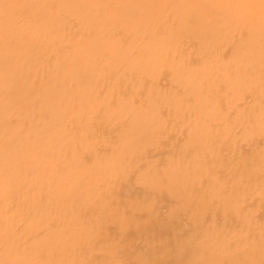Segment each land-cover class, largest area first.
Returning a JSON list of instances; mask_svg holds the SVG:
<instances>
[{
	"label": "rangeland",
	"instance_id": "obj_1",
	"mask_svg": "<svg viewBox=\"0 0 264 264\" xmlns=\"http://www.w3.org/2000/svg\"><path fill=\"white\" fill-rule=\"evenodd\" d=\"M259 1L0 0V65L18 60L19 37L30 48L0 73V88L35 96L0 92V105H11L0 107V264H151L157 246L173 264L208 246L203 264H254L256 253L264 264V177L234 178L247 190L235 206L246 226L216 204L186 207L171 182L186 178L196 130L231 132L233 156L264 170V119L253 121L264 116ZM249 28L263 34L258 47ZM181 147L187 155L169 154ZM209 165L205 174L223 184L229 171ZM160 173L174 178L170 188L153 182ZM145 181L162 192L145 191Z\"/></svg>",
	"mask_w": 264,
	"mask_h": 264
},
{
	"label": "bare ground",
	"instance_id": "obj_2",
	"mask_svg": "<svg viewBox=\"0 0 264 264\" xmlns=\"http://www.w3.org/2000/svg\"><path fill=\"white\" fill-rule=\"evenodd\" d=\"M66 4L71 6L68 1H66ZM262 6H263V4H262ZM20 9L26 10V8H24V7L20 8L18 6V11H21ZM255 12L256 11L253 10V14ZM39 16L42 18L43 14L39 15ZM250 30L251 29L249 28V31ZM262 32H263V30H262ZM7 35L8 34H6V37H7ZM9 35H10V33H9ZM260 35H263V34H261L260 32L257 33V32H255V30H252V31L249 32V44L252 47H258L259 46L260 40L257 39V38ZM263 37L264 36H262V38ZM1 39H2V36H1ZM8 39H9V37H8ZM6 40L7 39L5 38L3 42H5ZM18 41H19V42H17L18 46L14 47L11 50L12 52H16V53L18 52L17 55L19 57H16L17 55L15 56L14 53H12L15 56V59H18V60H14V58L11 59V54H10L11 51H8V52H10L9 53L10 54V56H9L10 59L8 57L7 58L4 57V58H6V60L8 59L10 62L8 64H5V63L8 62V61L7 62L5 61L4 65H2V64L0 65V73L7 74L9 71L16 69V67L18 66L20 55L22 54L21 53V49L22 50L30 49L29 47L24 46L25 42H24V40L21 37H19ZM1 43H2V41H1ZM31 46H33L32 43H31ZM44 51H45V49L43 51H41V52L43 53ZM8 52L5 53L4 56H6V54H8ZM252 52H255V51H250L249 54L251 55ZM250 55H249V57H250ZM14 56H12V57H14ZM47 62L49 63V61H47ZM249 62H251V59L249 60ZM251 63L254 64V62H251ZM255 66L257 68L258 67L263 68V65H261L259 63H255ZM261 72H262V70L257 72V73H261ZM259 78H260V76H257V77H255V80H259ZM258 85H260V84H258ZM22 86L19 87V88L17 86H15L14 89H13L9 85H2L1 88H0V92H3V90H4V92L8 95V97L10 96L9 93L14 94V95H18L20 92H24V91H21ZM255 89H256V86H255ZM28 91L29 90L24 92L25 95L29 99H31L32 97L34 98L35 97L34 94H33L32 97L29 96L28 95L29 94ZM259 91H261V89H259ZM47 94H49V93L47 92ZM252 94H255V93H252ZM253 96H256V95H252V97ZM60 98H62V96ZM258 101L260 102L261 100L258 99ZM260 103L264 104V102H260ZM3 105H6V104L4 103ZM202 105H200V107ZM10 106L9 105L8 106L0 105V107L2 109H6L7 107H10ZM12 106L14 107V104H12ZM193 107H195V106H193ZM190 109H191V107H190ZM207 109H208V107H207ZM197 110L199 111L198 108H197ZM208 112H209V110L205 111V114L208 113ZM196 113H198V112H196ZM205 116H207V115H205ZM262 116L263 115L257 116L259 118H254L253 119L254 126L258 125L257 127H260V125L262 124V120L264 119V116L263 117ZM200 118H202V117H200ZM206 125H205V127H206ZM202 126H204V125H202ZM252 128H254V127H252ZM205 130L209 131V129H205ZM254 130H255V128H254ZM81 131H84V133H87V131H89V128L88 129H85V128L81 129ZM134 132H136V135H141L140 136L141 138H143V134H145L144 131H134ZM84 133L82 132L83 135H84ZM147 133H150V132L147 131ZM210 133H212V132H208V133L206 132L204 134V131H197V130L193 131L192 133H189L191 136H188V138H190V139H188V143L191 145L192 149L189 148L190 146L189 147L187 146L184 149H185V151L187 150V152H189V153H190V150L196 151V153L194 152L196 154V156L192 155V157L194 156L195 159H194V157H193V160L190 158V164H189V166H187L186 169L184 167H180V165H178L179 161L177 159H174V160L173 159H169V161H171L172 163L176 162L177 166H179L181 168L180 176L181 177H186V178H182L180 181H178L176 178L175 179L174 178L163 179L166 176L167 173L165 174L164 177H163V174L160 173V174H158L156 176L155 179H153V182L155 184H160L164 180H166V182L168 183L169 188H170L172 186V185L169 184L170 180L174 179L171 182L175 183L176 185L174 184L175 186H172V187L175 188V191H177L178 193L182 194V196L187 197L188 200L185 201L183 199V202H182L183 204H185L186 207L191 208V209H193L195 211H200V210H209V209H211L213 204H216V207H215L216 210L221 211L223 214H227V213L231 214V217H226V216L222 215L223 216L222 218L232 221L231 220L232 219V214H235L236 215V219L240 220V222L244 226H246V224H247V219H246L247 215H244L243 217H240L239 214L242 211L240 209H237L235 206H236V199L239 198V195H243L244 196L246 194L247 190L242 188V186L240 184L236 185L237 182L236 181L234 182V178L238 176L240 180H244V181L245 180L249 181V179H252V178H254L255 180H259L260 178L264 177V170H262V167L257 166L258 164H256V163H251L252 165H249V162H247L246 160L239 159V158H236V157L233 156V154L231 152H234L235 150H237L236 149L237 148L236 145L238 144V141L235 140V137H234V140H233V137H232L233 134L231 132H229V133L228 132L220 133V134H216V135L214 133H212V135H211ZM151 134L154 135V136H160L159 132H156V131L151 132ZM209 134L211 136H214V137L210 136L211 138L209 139V136H208ZM83 135H81L80 139H82ZM244 135H245V138H242V141L246 142L245 144H247V142H249V133H245ZM75 139L76 138L74 137L72 139V141H74ZM160 139H162V138H160ZM214 140H216V146H213V141ZM30 142L32 143L33 141H30ZM39 142H41V141H39ZM209 142H210V144H209ZM164 143H165V141L163 142L162 140H159L157 142L155 148L162 147L161 145L164 144ZM187 148H189L190 150L188 151ZM198 148L201 150V152H199L197 150ZM181 149H183V147H181ZM184 149L181 152L178 149L175 150V151L172 150V151H169V154L171 156H178V157L185 156V155H187V153H184L185 152ZM215 149H218V150H215ZM231 149H234V151H231ZM223 153L225 155V158H227L226 162L224 160H219V156L221 154H223ZM191 154H192V152H191ZM191 154H190V157H191ZM68 155L69 154H67L66 156H68ZM205 158H207L212 163V169L213 170H219V171L222 170V172L224 170L229 171V173L226 172V174H229L228 175L229 177L225 176L226 179L225 180L223 179L224 180L223 184H222V182H220V180H222V179H220V180L219 179H215V177H212V175L209 174V173H208V175L205 174V172H207V170L204 169V167H206V168L210 167V165H209L210 162H207L205 160ZM233 160H234V162H233ZM189 168L192 169L193 173L196 172V174L194 173L196 176L193 175L192 171H189ZM10 181H12V180H10ZM177 181L180 182L181 184L179 185ZM143 184H144V190L145 191H149V192L152 191V192H156V193H161L162 192V191L159 192L158 188L156 186H154V185H149V184L146 185L147 184L146 181L143 182ZM240 188H242V191L240 193H238V190ZM235 190H236V192H235ZM253 190L255 191V188ZM170 192H172V191H170ZM249 194H253L252 189H249ZM201 195L204 196L203 199L201 198ZM226 198H227L228 201L222 203V201H224V199H226ZM7 207H9V206H7ZM247 227H249V226H247ZM161 248H162V246H157L156 248H153V250H152L153 256L150 258L151 264H173L172 261L169 260V254L164 253V252L161 253V254H156L155 253L156 251H159ZM188 250L189 249L185 246L183 248H179L178 253H185ZM206 252L207 253H205V252H203V253H193L190 256V257H193V258H189V260L186 263H184V264H203L205 261L210 260V257L214 255V253L211 251V248H209V246H208ZM229 258H230V256L227 255V259L226 260H227L228 263H229ZM253 259H254V262H253L254 264H258L261 261V258H260L258 253H256L253 256ZM173 261L176 262V259H174ZM220 261H221V259H220ZM16 262H22V261L17 260ZM236 262L238 263V261L234 262V258H233V263L232 264H235ZM217 264H219V263H217Z\"/></svg>",
	"mask_w": 264,
	"mask_h": 264
}]
</instances>
